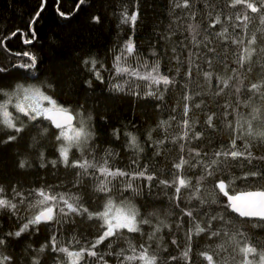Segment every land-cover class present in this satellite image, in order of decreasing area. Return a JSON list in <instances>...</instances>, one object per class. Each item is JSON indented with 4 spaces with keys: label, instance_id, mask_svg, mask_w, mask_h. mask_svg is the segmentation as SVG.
<instances>
[{
    "label": "snow or ice",
    "instance_id": "snow-or-ice-1",
    "mask_svg": "<svg viewBox=\"0 0 264 264\" xmlns=\"http://www.w3.org/2000/svg\"><path fill=\"white\" fill-rule=\"evenodd\" d=\"M46 3L47 0H42L39 10L31 17L27 33L16 29L7 39L20 33L25 37L30 36L23 43L31 45L38 38L34 25ZM59 3L60 0H57L58 15L68 19L80 10L86 0H78L74 10L69 13L61 11ZM203 3L208 9L206 15L209 23L201 37L199 23H187L185 26L182 22V18L196 21L198 9L195 0H170L171 23L163 32L154 30L153 37L148 41V54L145 56L140 52L142 45H138L135 38L136 26L142 15L140 0H135V10L131 14L127 6L119 13L118 28L127 25L132 32L127 39L122 42L118 40L110 49L112 69H107L95 55H87L81 61L91 74V78L83 83L93 92L94 82L105 83L102 74L105 71L109 72L106 91L131 94L139 99L153 98L158 101L157 109H161L167 92L177 87L182 89L183 108L179 120L175 114L177 109L173 108L171 111L174 114L158 124V128L165 133L164 137L152 141V132L148 133V146L154 148V156L166 155L165 149L169 142L178 144L180 155L172 163L169 173L171 179H159L154 167H150L149 163L141 164L139 153L145 149L141 147L137 135L131 131L124 133L127 138L125 147L132 149L134 155L126 168L116 167L115 157L119 153L111 147L105 148L96 143L98 133L90 123L91 114L85 115V103H81L78 108L65 106L54 98V94H50L55 90L53 82H27L30 79L40 80L41 60L34 51L12 53L27 60L0 66V83L8 77L17 78L15 84L0 87V130H3V137H6H0V144L16 141L31 126L36 130L30 145L37 152L35 163L27 157L19 159L20 169H47L50 165L53 170L59 166L77 170L71 181L72 187L77 190L75 192L57 191L58 187H64L63 182L53 185L45 181L39 187L29 189L11 184L9 198L5 195V187L0 185V211H6L16 217L17 221H22L14 231L0 228V264H16L11 254H5L7 248L19 242L25 234L29 237L34 233L39 234L41 226L49 225L55 226L51 236L38 249L33 250L35 254L30 256V264H43L42 257L47 249H50L49 256L53 257L54 264H109L105 256L113 255L112 244L108 245L107 252L101 253L97 250L98 246L109 239L124 240L127 244L126 248H119L114 253L117 264H196L193 260V246L198 243V238L221 239L222 243L216 245V249L220 251L226 252V245L232 246L235 255L230 259L236 261V264H264V242L245 230L246 227L264 230V168H245V162L250 165L253 160L264 161V155L254 154L255 145L248 139L264 138V131H254L252 123L260 118L261 109L252 107L251 119H245L238 111L241 103L250 107L253 96L264 102V47H256L258 40L264 45V27L256 28L249 36V25L253 24L254 19L264 26V0H227L225 7L228 9H237L239 6V10L228 13L223 9L216 11L218 5L215 0H203ZM178 9L180 13H177ZM91 22L99 24L102 17L94 15ZM217 25L220 26L219 31H215ZM237 29L240 33H237ZM184 31L187 36L178 42L173 40L178 32L183 35ZM216 41H220L225 53L219 63L224 71L233 74L227 78L220 76L214 69V60L220 55L214 46ZM161 42L165 43L164 48H158ZM169 43L171 55L167 48ZM229 43L236 48L231 53L234 57L231 63L235 67L230 66L227 55ZM184 51H187L186 57L182 56ZM149 56L152 57L151 60L148 59ZM162 59L169 63L174 60L175 67L162 72ZM256 65H260L261 78L245 86L244 80L254 71ZM182 68H186V71L182 72ZM194 73L203 77L206 91L202 89L193 92L188 87ZM213 77L216 80L215 88L212 86ZM230 84L237 96L235 106L225 102L222 112H208V101L205 97L221 96ZM242 91L248 94L244 101L239 99ZM194 109L204 113L203 121L192 118ZM229 116L238 117L234 124L228 119ZM224 120H227L225 128L231 129L230 142L211 149L212 137L208 133L217 131V122ZM45 121L56 130L55 150L58 156L55 159H49L41 147V141L49 135V127L44 126ZM173 123L182 131L179 135L169 136L168 130ZM112 136L119 140L120 129H113ZM205 138L211 150H205L199 144L193 145L194 141L199 142ZM238 140L242 141L239 146ZM73 148L80 153L79 158L70 159ZM99 153L102 155L98 156ZM237 166L242 169L239 175L232 170ZM196 170H199V175H195ZM252 178L256 180L253 181ZM86 179L92 185L91 195L102 193L105 196L100 211H90L89 206H86V193L80 191L88 187ZM209 180L213 181L210 189L206 184ZM143 181L147 183H142ZM237 181L245 184L244 190L237 187ZM154 187H159L171 204L179 209L177 216L173 217L170 211H166L163 218L157 212H142L141 208H146L147 204L138 206L133 202L136 197H143L145 201L152 197ZM166 189L174 191L168 195ZM114 190L119 193V203L114 198ZM124 193H131V198ZM221 196L226 200L222 201ZM181 203L184 204L183 207ZM76 217L93 222L92 226L99 235L85 244L73 239L65 245L60 242L57 233L65 225H76ZM144 226H148L150 231L145 232ZM165 229L172 236L171 245L181 248L178 255L162 254L167 252L166 244L161 248L164 240L160 234ZM124 230L128 234H139L142 242L134 243V238L126 236ZM177 234L182 239L178 240ZM73 244L79 246L78 250H70ZM29 249H32V244L27 245L25 252ZM198 255L207 264H218L214 257L219 252L211 245ZM236 256L240 259L236 260ZM224 264H228V259L224 260Z\"/></svg>",
    "mask_w": 264,
    "mask_h": 264
},
{
    "label": "trees",
    "instance_id": "trees-1",
    "mask_svg": "<svg viewBox=\"0 0 264 264\" xmlns=\"http://www.w3.org/2000/svg\"><path fill=\"white\" fill-rule=\"evenodd\" d=\"M42 0H0V66L9 65L12 63L19 62L20 60L26 61L27 58L16 57L12 55L15 52L23 51H34L38 57H40V80H28V83L39 84L40 81H50L55 84L54 98L59 103L65 106L71 105L73 108H78L81 103H85V115L91 114L90 123L95 126L98 139L97 144H102L103 147H111L115 152L119 153L115 157V166L126 168L134 152L130 148H126L127 138L125 132H134L139 139L141 147L145 150L139 153L140 162L149 163L150 167H154L157 172L159 179H171L170 171L172 169V163L178 160L180 155L178 144L168 143L166 145V155L154 156V148L148 146V133L152 132V141L162 139L165 135L163 129L158 128V124L161 120H168L169 116L174 114L172 109L176 108L177 118L179 120V114L182 113L183 108V91L177 87L172 89L165 94L164 101L161 109L156 108L158 101L153 98L139 99L131 94L126 93H110L106 91L109 83V72L105 71L102 74L105 77V83L100 84L98 81L94 82L95 91H90L84 85V81L91 78V74L82 65V59L87 55L97 56L109 70L112 69V54L110 49L113 48L114 44L119 40L127 39L128 35L131 34L132 29L130 26L119 25V13L124 6L128 7L129 14L135 10V0H86V3L81 6L78 12H75L68 19L60 17L57 13V0H47L44 10L41 12L37 23L34 25L37 32V39L33 41L31 45L23 43L25 38L18 33L15 37L7 39V37L16 29H21L27 33L29 31V21L31 17L39 10ZM78 0H60V10L69 13L75 8ZM196 8L198 9V15L196 21H190L182 18L183 24L186 26L187 23H199L201 27V37L204 34V30L207 28L209 18L206 13L208 9L204 7L203 0H195ZM218 5L216 11L223 9L225 13L235 12L237 9H228L225 7L227 0H215ZM139 7L142 15L138 21L135 38L140 47V52L145 56L148 54V41L153 37L154 30L157 32H163L171 23L169 8L170 0H140ZM180 13V10H177ZM94 15H100L102 22L99 24L92 23L91 17ZM255 16V14H252ZM223 19V16H222ZM264 27L259 24L258 20L253 21V24L249 25V36L252 31L256 28ZM220 26L217 25L215 31H219ZM231 31V28L229 29ZM240 33V30H236ZM187 32L184 31L183 35L180 32L173 37L174 41H179L187 36ZM259 36L260 34L257 33ZM166 45L161 42L158 48H164ZM214 46L217 48L220 55L214 60L215 71L225 78L233 75L231 72H226L222 68L219 61L225 55L224 49L220 41H216ZM171 44L167 45L169 49V55ZM259 49L264 47L259 40L256 45ZM233 51H236L234 45L228 44V59L231 67H235L231 61L234 57L231 55ZM183 57L187 56V51L182 53ZM255 56L253 59L255 60ZM149 60L152 57H148ZM176 62L173 60L170 63L162 59L161 60V71L167 72L169 68H174ZM205 69L207 66H204ZM15 71V70H14ZM23 72L24 70H19ZM186 71V68H182V72ZM261 78L260 65H256L254 71L247 75V79L244 80V85L247 86L252 82H257ZM180 79L179 77L177 78ZM17 81L16 77H8L4 82L0 83V87H7L10 84H15ZM115 82V81H113ZM122 82V81H121ZM186 81H181L185 83ZM216 80L213 77L212 86L215 88ZM188 87L193 92H199L207 90L205 81L202 76L193 74L192 81L188 83ZM248 98V94L243 92L240 94V101H244ZM2 99V97H0ZM205 99L208 101V112L212 111H223L222 106L225 102L231 103L235 106L237 96L234 92V87L230 84V87L225 89L221 96H206ZM250 107H245L243 103L239 105L238 111L243 115L245 119H251L250 113L252 107H258L261 109L260 118L253 120L254 131H264V102L258 97L253 96L250 101ZM11 110V109H10ZM231 111V109H229ZM193 119H199L203 121L205 115L202 111L193 110ZM236 116H229L228 119L235 123ZM243 122V121H242ZM227 120L217 122V131L209 132L208 135L212 137L211 149H217L221 144L227 145L231 138V129L225 128ZM44 126L49 127V135L41 141V147L45 150L46 155L49 159H55L58 156L56 152L57 142L55 141L56 130L52 128L48 122H44ZM120 129V139L116 140L112 136L113 129ZM199 130V126H197ZM182 131L181 128L177 127L173 123L172 127L168 130L169 136L179 135ZM36 135V130L29 126L25 132L21 133L18 139L9 144H0V185L6 189L5 195L11 198V184H15L18 187L23 186L24 189L32 187H39L41 183L47 182L53 185H59L63 182L64 187H58L57 191H77L72 187L71 181L75 176L76 169L64 168L59 166L53 170L51 166L47 169L28 168L20 169L18 167L19 159L29 158L33 160L37 155L34 147H30L32 144V137ZM0 137H3V130H0ZM6 138V137H3ZM252 143L255 145L253 151L256 156L264 155V138H251ZM199 144L205 150H211L208 148L207 138L196 142L193 145ZM238 146L242 144V141H237ZM102 155V153H99ZM80 153L73 148L70 155V159L79 158ZM235 163V162H233ZM254 166L264 168V161L253 160L252 164L245 162V168L247 170H255ZM233 171L236 174H240L242 169L237 166ZM191 174V173H189ZM199 170L195 171V175H199ZM39 177V182H38ZM253 181L256 178H252ZM88 184L87 188L81 189L80 191L86 193L85 201L86 206H89L90 211L102 210L105 196L102 193L91 195L92 185L89 180H85ZM142 183H147L143 181ZM213 181L209 180L206 182L207 186L211 187ZM237 187L241 190L245 189V184L237 181ZM168 195H171L174 189H166ZM184 192V190H182ZM114 198L119 202L120 196L114 190ZM126 197L131 198V193H124ZM221 200L224 201L226 198L221 196ZM138 206L142 203H146L147 207L141 208L142 212H157L163 218L166 211H170L173 217L179 214V209H176L159 187L152 189V197L146 201L143 197H136L133 200ZM195 203V202H194ZM184 204L181 203V207ZM215 207V206H214ZM234 215V214H233ZM76 225L69 226L65 225L61 232L57 233L58 239L61 243L67 245L70 240L77 239L81 241V244L90 242L96 239L99 232L95 227L92 226L93 222L87 221L86 218L76 217ZM22 221H17L16 217L11 216L6 211H0V228L4 231H14L18 229ZM54 225L48 227L41 226L39 234H33L30 237L25 234L19 242H15L11 247L7 248L5 254H11L16 261V264H30V256L34 253V249H38L40 244L45 243L51 236ZM187 227V225L185 226ZM246 231L249 235H255L262 242H264V230L259 228L246 227ZM144 231H150L148 226H144ZM125 235L130 239L134 238L133 242H142L139 234H128L124 230ZM160 235L163 236L164 243L161 244L163 249L164 244L167 245V252H163V255H178L181 248H177L171 245L170 241L172 236L168 234V230L165 229ZM178 240L182 239L177 234ZM226 239V238H225ZM222 243L221 239L207 240V238H198V243H194L193 246V260L196 264H207V261L200 257L198 254L200 251L206 250L211 247L219 252L218 256L214 259L217 260L218 264H224V260L228 259V264H236V261L231 260L230 257L235 255L232 252V246L226 245L228 251H220L216 249V245ZM28 244H32V249L25 252V248ZM112 244L111 251L113 255L105 256V259L109 261V264H117V259L114 255L119 248H126L127 244L124 240H106L103 244L98 246V251L101 253L109 251L108 245ZM77 245L73 244L70 250H78ZM156 244H153V248ZM50 249H47L43 254V264H54L53 257L49 256ZM240 257L236 256V260Z\"/></svg>",
    "mask_w": 264,
    "mask_h": 264
},
{
    "label": "rangeland",
    "instance_id": "rangeland-1",
    "mask_svg": "<svg viewBox=\"0 0 264 264\" xmlns=\"http://www.w3.org/2000/svg\"><path fill=\"white\" fill-rule=\"evenodd\" d=\"M117 203H119V202H117Z\"/></svg>",
    "mask_w": 264,
    "mask_h": 264
}]
</instances>
